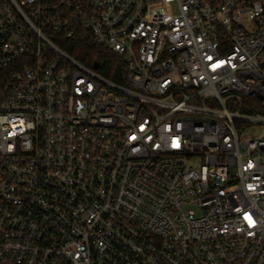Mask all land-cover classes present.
Segmentation results:
<instances>
[{
	"label": "built area",
	"instance_id": "2783aa9c",
	"mask_svg": "<svg viewBox=\"0 0 264 264\" xmlns=\"http://www.w3.org/2000/svg\"><path fill=\"white\" fill-rule=\"evenodd\" d=\"M0 264H264V0H0Z\"/></svg>",
	"mask_w": 264,
	"mask_h": 264
},
{
	"label": "trees",
	"instance_id": "16d2710c",
	"mask_svg": "<svg viewBox=\"0 0 264 264\" xmlns=\"http://www.w3.org/2000/svg\"><path fill=\"white\" fill-rule=\"evenodd\" d=\"M65 50L75 59L90 64L97 61L101 63V73L107 78L120 82V73L125 67L123 58L98 46L89 35L81 36L69 42Z\"/></svg>",
	"mask_w": 264,
	"mask_h": 264
},
{
	"label": "water",
	"instance_id": "95a60500",
	"mask_svg": "<svg viewBox=\"0 0 264 264\" xmlns=\"http://www.w3.org/2000/svg\"><path fill=\"white\" fill-rule=\"evenodd\" d=\"M95 67L97 68L98 67V64H95Z\"/></svg>",
	"mask_w": 264,
	"mask_h": 264
}]
</instances>
